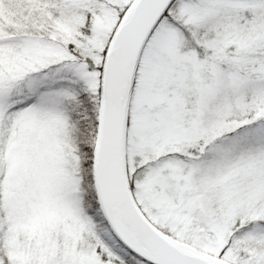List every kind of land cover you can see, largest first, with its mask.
I'll return each mask as SVG.
<instances>
[{
	"label": "snow or ice",
	"instance_id": "snow-or-ice-1",
	"mask_svg": "<svg viewBox=\"0 0 264 264\" xmlns=\"http://www.w3.org/2000/svg\"><path fill=\"white\" fill-rule=\"evenodd\" d=\"M0 264H264V0H0Z\"/></svg>",
	"mask_w": 264,
	"mask_h": 264
}]
</instances>
